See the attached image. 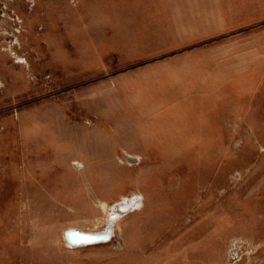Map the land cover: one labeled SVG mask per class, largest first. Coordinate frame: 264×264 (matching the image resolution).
I'll return each instance as SVG.
<instances>
[{
  "label": "rangeland",
  "instance_id": "rangeland-1",
  "mask_svg": "<svg viewBox=\"0 0 264 264\" xmlns=\"http://www.w3.org/2000/svg\"><path fill=\"white\" fill-rule=\"evenodd\" d=\"M0 264H264V0H0Z\"/></svg>",
  "mask_w": 264,
  "mask_h": 264
}]
</instances>
